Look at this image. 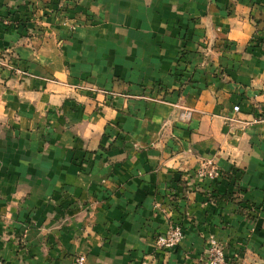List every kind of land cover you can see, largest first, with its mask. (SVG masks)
Listing matches in <instances>:
<instances>
[{"label":"crops","instance_id":"obj_1","mask_svg":"<svg viewBox=\"0 0 264 264\" xmlns=\"http://www.w3.org/2000/svg\"><path fill=\"white\" fill-rule=\"evenodd\" d=\"M26 1L0 0L3 263L204 264L215 236L264 264V0H81L76 32L34 36ZM173 223L184 242L157 251Z\"/></svg>","mask_w":264,"mask_h":264},{"label":"rangeland","instance_id":"obj_2","mask_svg":"<svg viewBox=\"0 0 264 264\" xmlns=\"http://www.w3.org/2000/svg\"><path fill=\"white\" fill-rule=\"evenodd\" d=\"M82 5L81 0H38V2H31V1H26L25 7L26 11H29V16H30V22L34 23L33 26L31 27L30 25H26L25 27L22 28L23 32L26 31V33H29V35L34 36L36 35L35 32L38 33H45L46 29H49L50 26L49 24L46 25V22L50 18H55V22H57L59 25L65 26V28L70 32L74 33L76 32L79 28H81L84 23L88 21L87 19V14L85 12H82L79 10V6ZM29 22V23H30ZM8 25V26H12ZM15 25V24H14ZM16 28L19 26H15ZM43 28V29H42ZM20 29V28H19ZM27 34H25L26 36ZM212 50H208L207 53L203 55V63L206 64L207 67L211 68V73L214 75L218 76L219 78H224L223 77V70L219 67L214 65V56L212 55ZM179 61L180 63H185V55L181 54L179 56ZM6 67L10 68L12 71H15L18 75L23 76V77H28L30 74L26 71L23 70H18L13 68L12 63L5 65ZM75 91H86V92H93L96 94H100L102 96H112L115 97L118 95L116 92H110L107 89L100 88L97 86L92 85L91 83L87 81H80L76 83L73 86ZM72 88V89H73ZM180 108V106H178ZM182 112L179 115V119L182 122H189L191 120V115L193 113V110L190 108H180ZM258 122H264V119H259ZM69 220L65 219V225L68 223ZM79 255H85V253H78L74 255V261L75 258H77Z\"/></svg>","mask_w":264,"mask_h":264},{"label":"built area","instance_id":"obj_3","mask_svg":"<svg viewBox=\"0 0 264 264\" xmlns=\"http://www.w3.org/2000/svg\"><path fill=\"white\" fill-rule=\"evenodd\" d=\"M241 108L239 106L234 107V112L239 113ZM255 122H258L255 120ZM197 178L204 181H215L222 175L221 170L216 165L214 159H205L200 163L196 172ZM185 239V233L183 228L179 224H171L168 230L164 234H160L155 238L156 250L159 252H171L182 245ZM86 256L79 255L75 258L74 264H86ZM204 264H259L258 262L251 260L248 254H242V251H238L233 256H229L225 246L215 236H211L207 240V247L204 252ZM0 264H4L0 258Z\"/></svg>","mask_w":264,"mask_h":264},{"label":"trees","instance_id":"obj_4","mask_svg":"<svg viewBox=\"0 0 264 264\" xmlns=\"http://www.w3.org/2000/svg\"><path fill=\"white\" fill-rule=\"evenodd\" d=\"M223 198H226V199H227V197H226V196H223Z\"/></svg>","mask_w":264,"mask_h":264}]
</instances>
